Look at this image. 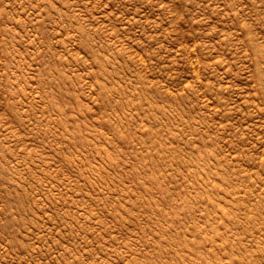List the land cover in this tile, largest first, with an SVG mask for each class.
I'll return each instance as SVG.
<instances>
[{
	"label": "rangeland",
	"instance_id": "rangeland-1",
	"mask_svg": "<svg viewBox=\"0 0 264 264\" xmlns=\"http://www.w3.org/2000/svg\"><path fill=\"white\" fill-rule=\"evenodd\" d=\"M0 264H264V0H0Z\"/></svg>",
	"mask_w": 264,
	"mask_h": 264
}]
</instances>
